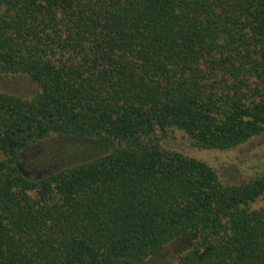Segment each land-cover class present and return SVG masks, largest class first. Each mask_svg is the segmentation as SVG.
Wrapping results in <instances>:
<instances>
[{"label":"trees","instance_id":"1","mask_svg":"<svg viewBox=\"0 0 264 264\" xmlns=\"http://www.w3.org/2000/svg\"><path fill=\"white\" fill-rule=\"evenodd\" d=\"M8 75L37 90H0V264H141L176 240L172 264H264V172L224 182L159 139L264 134V0H0ZM52 137L112 145L35 168Z\"/></svg>","mask_w":264,"mask_h":264},{"label":"rangeland","instance_id":"2","mask_svg":"<svg viewBox=\"0 0 264 264\" xmlns=\"http://www.w3.org/2000/svg\"><path fill=\"white\" fill-rule=\"evenodd\" d=\"M0 90L30 95L37 90V85L27 77L0 76ZM159 133V139L163 147L204 160L217 170L224 182H242L264 172V134L254 137L237 147L219 150L195 146L191 138L184 131L177 128L168 129L166 133ZM65 140L67 142H63L59 137H52L41 142L39 146L43 149L46 160L35 166V168L42 169L52 165L70 163L73 158L83 159L105 150H91L87 143L91 144L92 141L73 142L71 139ZM92 143L94 147H109L112 145L108 141L106 143L102 141ZM35 156L36 153L32 157ZM261 206H264V196L253 204L254 208H260ZM188 246L189 240H176L141 264H172Z\"/></svg>","mask_w":264,"mask_h":264}]
</instances>
